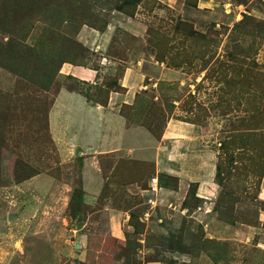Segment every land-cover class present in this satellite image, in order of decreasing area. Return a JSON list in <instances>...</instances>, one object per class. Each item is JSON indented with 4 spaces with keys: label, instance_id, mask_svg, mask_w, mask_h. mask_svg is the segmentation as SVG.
<instances>
[{
    "label": "rangeland",
    "instance_id": "obj_1",
    "mask_svg": "<svg viewBox=\"0 0 264 264\" xmlns=\"http://www.w3.org/2000/svg\"><path fill=\"white\" fill-rule=\"evenodd\" d=\"M123 1L0 0V41L14 56L0 66V264H264V157L259 172L224 158V189L216 184L208 207L192 189L186 206L166 197L149 163L105 158L104 185L92 206L84 204L81 157L55 146L47 113L60 87L103 101L110 89L122 92L109 86L119 65L97 89L56 76L63 62L106 63L82 44L85 29L111 25L112 44L102 53L141 64L146 85L120 111L130 126L156 138L170 119L193 122L217 150L227 136L264 123V0ZM67 17L76 20L66 25ZM21 63L37 70L35 86ZM117 214L119 231L110 225Z\"/></svg>",
    "mask_w": 264,
    "mask_h": 264
},
{
    "label": "crops",
    "instance_id": "obj_2",
    "mask_svg": "<svg viewBox=\"0 0 264 264\" xmlns=\"http://www.w3.org/2000/svg\"><path fill=\"white\" fill-rule=\"evenodd\" d=\"M110 26L102 32L85 29L81 33L82 44L88 50L97 52L101 56L100 59L106 63L100 60L97 67L65 63L60 69V74L70 76L93 88L102 83V75L114 77V73L121 66L122 74L117 79L122 92L110 91L107 105L102 106L88 101L77 90L60 87L48 113L49 132L55 146L81 157L84 174L81 191L85 198L84 204L92 206L96 199L94 195L99 193L104 185L100 163L106 158L113 161L124 159L129 162L152 164L154 179L158 182L161 179L162 184L159 187L166 197L175 194L174 196H178L183 202L189 187L194 186L195 197L208 207L217 192L215 183L217 150L204 144L205 129L196 123L170 119L166 122L159 139L141 126L128 124L120 111L123 105H130L140 83L145 84L141 79V77L144 79V75L141 70L138 71L137 66H141L139 63L136 65L133 64L134 61L129 63L121 61L123 63L121 65L114 62L116 59H107L105 51L109 50L113 35ZM132 29L130 33L133 36H141L139 29H136L137 31L135 27ZM98 36L102 41L98 40ZM110 64H113V67ZM170 180L174 182L175 188H171L168 182ZM261 185L259 197L264 201V175ZM121 218L123 219L122 216ZM122 221L117 214L110 219V225H114L115 229L118 226L116 231H119ZM258 221L264 225V210H260Z\"/></svg>",
    "mask_w": 264,
    "mask_h": 264
},
{
    "label": "trees",
    "instance_id": "obj_3",
    "mask_svg": "<svg viewBox=\"0 0 264 264\" xmlns=\"http://www.w3.org/2000/svg\"><path fill=\"white\" fill-rule=\"evenodd\" d=\"M141 1L142 0H124L123 1L124 2L123 6H134L135 4H139ZM66 5L72 6V4L69 1L66 3ZM117 10L118 11L119 10L121 11L122 10V7H118ZM243 17H244L243 20L236 27V32L237 33H240L241 32V27L244 26L245 21H247V19H248V17L246 15H244ZM82 18H85V16H82ZM66 20L67 21H65V24L67 25L68 21L69 22H71V20L72 21H75L76 18H72L71 19L70 17H67ZM105 28H106V26H105ZM105 28L102 29L101 31L100 30H97V29L96 30L99 31V32H102L103 30H105ZM77 35H78V33H77ZM77 35H76V37H77ZM67 38L70 39V37H67ZM71 46H72V49H73L74 46L77 47V48H79V49H82V47H80L78 45V43H76V42H73V44ZM10 48H11L10 45H8L7 43L4 44L2 41H0V66H2V67L4 66V64H7V62H9L12 58H14V56H11ZM85 50L88 52V50L86 48H85ZM46 56H47V54H45L43 57H46ZM55 56L56 55H54L53 58ZM38 57L40 58L41 56H38ZM53 58H51V62H52V59ZM109 58L110 59H115V57H109ZM56 59H57V64H58V60H59V62L62 61V58L61 57H56ZM62 62H61V64H62ZM21 64L25 65L26 69L27 70H30L31 73H33L32 79L29 80V83H30L31 86H35L37 84V80H38L37 79V76H38L37 70L34 69L32 71L31 69H29L27 67V65L25 63H21ZM63 64H65V63L63 62ZM67 64L87 67L86 65L81 64V62H76V61H71L70 63H67ZM62 65L60 66V68H59L58 73L56 74V76L60 75L63 78H66V79H74V78H72L70 76H63V75L59 74ZM117 78H119V76L116 77V79L114 81H112L109 84V86L114 87V88L119 89V90H122V88L120 87V85L118 83V79ZM78 82L80 84H82V85L87 86L88 88H91V89H94V88L97 89V88L104 87V84H102V83L100 85L94 86L92 88L90 85H88V84H86L84 82H81V81H78ZM59 89L56 91V93L54 94V96L57 94V92L59 91ZM43 90L45 92H49L50 88L49 87H46ZM71 90H76V89L71 88ZM77 91H79L80 93H82L88 99V101H90L92 103L100 104L102 106H106L107 105V101H108L109 92L110 91H117V90H115V89L108 90L107 93H106V96H105V100L104 101L103 100H96L95 96H93L91 98V96H89L87 93H84V92H82L80 90H77ZM245 99L247 100V102L248 101H251L252 102L251 93H250L249 88L246 91ZM53 100H54V97H53ZM53 100H52V102H53ZM52 102H51V105H52ZM51 105H50V107H51ZM49 110H50V108H49ZM49 110H48V113H49ZM257 111L259 112V109H257ZM48 113H47V124H48ZM249 115L251 116V114H249ZM254 117L255 116L252 115L250 117L251 119L249 121H253L254 120ZM178 120H181V119H178ZM260 120H263V119H260ZM256 126H255V128L249 129L250 133H247L246 135H245V133H241L240 135H229V136L226 137V139L229 138L228 140L224 139V140H222L219 143L220 145H219V147L217 149V162H216V172H215V183L218 186L222 187V190L224 189V179H225L224 178L225 171L222 168V161H223L224 158L225 159L228 158V162L233 163V164L236 162L235 159L244 160V161H246L248 163L247 164V167H245V170H247L248 172H257V171L259 172V170H260L259 163L261 164L260 159L262 157H264V145H263V141H264V138H263L264 123H263V127H261V128H259V126H260L259 124H257ZM160 136L161 135H159L156 138L159 139ZM239 137H242V138H239ZM262 138H263V140H262ZM235 150H237V154L234 153ZM240 156H242L243 159L239 158ZM233 166L230 167V170H235L236 167H233ZM230 174H231L230 172L227 173V175H230ZM153 175H154V172H153ZM171 182L172 181L170 180V183ZM172 183L174 184V182H172ZM175 187L176 186L174 184V187H171V188H175ZM191 189H192L193 197L198 202H200L199 199H197L195 197V195H194V190H195V187L194 186H190L189 187V190H188L189 196L191 194ZM185 200H186V198H185ZM182 204L185 205L184 202ZM184 205H182V208L183 209L186 206V205L185 206Z\"/></svg>",
    "mask_w": 264,
    "mask_h": 264
},
{
    "label": "water",
    "instance_id": "obj_4",
    "mask_svg": "<svg viewBox=\"0 0 264 264\" xmlns=\"http://www.w3.org/2000/svg\"><path fill=\"white\" fill-rule=\"evenodd\" d=\"M78 245H76V247H77Z\"/></svg>",
    "mask_w": 264,
    "mask_h": 264
}]
</instances>
